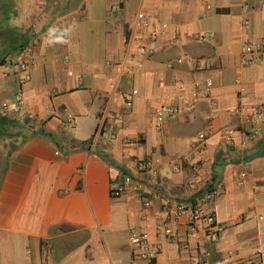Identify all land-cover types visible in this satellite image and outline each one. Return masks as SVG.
Instances as JSON below:
<instances>
[{"label": "crops", "instance_id": "crops-1", "mask_svg": "<svg viewBox=\"0 0 264 264\" xmlns=\"http://www.w3.org/2000/svg\"><path fill=\"white\" fill-rule=\"evenodd\" d=\"M210 2L0 0V264H264V0ZM141 10L159 37L131 73ZM165 103L182 111L160 124ZM126 174L143 193L113 195ZM198 201L216 237L175 215Z\"/></svg>", "mask_w": 264, "mask_h": 264}, {"label": "built area", "instance_id": "built-area-1", "mask_svg": "<svg viewBox=\"0 0 264 264\" xmlns=\"http://www.w3.org/2000/svg\"><path fill=\"white\" fill-rule=\"evenodd\" d=\"M208 5L211 6L210 0H207ZM135 26L137 27V35L135 38V49H133V54L129 56V63H133L132 65H125L123 68L124 71L127 72H135L141 69L140 65H135L136 58L135 53L138 52H146L152 53L154 51L153 47L148 48L149 43L155 42L159 37V30L151 27V19L149 15L144 11H139L136 16ZM261 49H264V45L260 44ZM25 49H28L26 46ZM254 50V46L252 44H247L245 46V51L252 52ZM30 62L22 61L21 68L23 70H27ZM125 103L126 108L131 109L134 104V95L132 93L125 94ZM5 108H8V104H4ZM240 108H237L236 111H240ZM182 111V108L178 104H170L165 103L160 106L157 112V120L161 124L168 118L179 114ZM249 118L252 121H261L264 120V108L261 106H257L249 113ZM142 168H145L147 165L143 163ZM145 189V182L141 178L134 177L131 174H126L122 183L113 190V195L121 196L123 194L128 193L130 190L136 192L138 195L143 193ZM221 195V190L219 188H211L208 192V199H216ZM145 207L147 209L151 208L152 200L150 198L145 199ZM188 209L191 211L190 218V227L192 231L196 230L197 222L202 219H207V233L212 237H216L222 231V226L218 224L214 215L207 214L203 208V204L198 201L193 203L190 208L183 202L178 203L175 211V215H180L183 212H186ZM131 241L136 245L140 254L149 260H153L157 257L159 252L162 250V244L160 242H153L150 240V235L146 231L137 232L134 231L130 236ZM245 264V263H242Z\"/></svg>", "mask_w": 264, "mask_h": 264}, {"label": "trees", "instance_id": "trees-1", "mask_svg": "<svg viewBox=\"0 0 264 264\" xmlns=\"http://www.w3.org/2000/svg\"><path fill=\"white\" fill-rule=\"evenodd\" d=\"M27 43L24 44V46H22V50L26 47ZM7 56V55H6ZM4 56L1 60H0V65H3V64H6L7 63V60L5 59ZM15 120L12 119L11 117H9L8 115L6 114H2L1 111H0V137L1 136H6L8 135V129L11 125H14L15 124ZM210 190V187L209 189ZM113 193V192H112ZM195 202V201H194Z\"/></svg>", "mask_w": 264, "mask_h": 264}, {"label": "clouds", "instance_id": "clouds-1", "mask_svg": "<svg viewBox=\"0 0 264 264\" xmlns=\"http://www.w3.org/2000/svg\"><path fill=\"white\" fill-rule=\"evenodd\" d=\"M50 31L53 34L59 32V35L57 36V40L58 41H63L64 38L70 34L71 29L70 28H65V29H62V30H58V29L53 28V29H50Z\"/></svg>", "mask_w": 264, "mask_h": 264}]
</instances>
